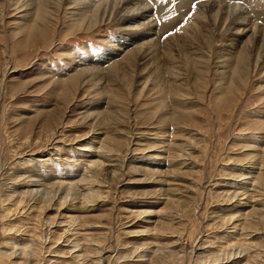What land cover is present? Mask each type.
<instances>
[{
	"label": "rangeland",
	"instance_id": "374dc122",
	"mask_svg": "<svg viewBox=\"0 0 264 264\" xmlns=\"http://www.w3.org/2000/svg\"><path fill=\"white\" fill-rule=\"evenodd\" d=\"M17 1L0 0V264H264V45L232 75L209 22L210 45L181 36L156 64L195 68L115 70L134 46L112 58L131 36L115 19L47 0L35 36ZM195 1L149 0L159 39ZM238 2L263 24L264 0Z\"/></svg>",
	"mask_w": 264,
	"mask_h": 264
},
{
	"label": "bare ground",
	"instance_id": "6f19581e",
	"mask_svg": "<svg viewBox=\"0 0 264 264\" xmlns=\"http://www.w3.org/2000/svg\"><path fill=\"white\" fill-rule=\"evenodd\" d=\"M26 1L25 3L20 2L21 4L18 5L16 9H19L23 7L24 5L31 7L32 20L34 19V23H33L34 26L32 27V29L34 30L35 36L40 35L38 33L41 32V30H43L42 29L43 27H41L42 22L43 21L45 22V18L47 17V16L45 17V15L49 14L47 10L49 7L48 1L47 0H29V2L27 3ZM79 1L80 2L85 1L82 3V5L84 4L85 5L83 7L80 6L81 10L82 9L85 10V14H83L82 17H79L81 19H79V21H77L76 23L79 22L82 25L84 22H86V27L90 28L99 22H102L104 20H110L111 18H113L116 20V24L119 27L122 26L121 30H125L128 32L131 31L130 32L131 36H128L130 37V39H128L130 41L129 44L126 38V41H121V43L127 44V46L126 47L124 46L121 51H120V47L119 48L117 47L118 49L112 53V58L114 56H120L122 51H124L129 46L134 45L132 48L129 47L130 49L128 51H125V53L123 52L120 59H118L116 63L113 62L115 70L122 69L123 71H128V68L130 69V67L136 65L137 61L138 62L139 61H144V62L149 61L156 65L158 64V62H161V60L164 59L165 54L170 59H173L174 53H173L172 46H171L173 43L172 44L170 43L174 41V43L176 42L175 45L180 46L177 42L181 43L183 40L182 37L186 38L185 40L187 41L188 35H190L193 38H195L197 34L201 36L205 35L208 38L207 45H210L211 44L210 39H209L210 36L208 34V31L204 30V28L207 26V23L209 22H212L215 25H217L218 30L220 26L227 25L226 31H224V33L225 35H226V32L228 34L225 36L224 42H227L226 47L229 48L227 49V51L230 52L229 54L226 53L227 54L226 56H229L230 63H231L229 64V66L233 68L231 72L232 75L234 74L241 75V70L245 67L246 58H248V57H245L246 52L249 55L253 51L252 54L255 55L254 57L256 59L255 60L256 62H257V57L259 59L261 57L259 50L264 45V19L262 20L260 19L261 22H263V24L262 23L258 24L259 18L258 19L254 18V16L251 15V11L244 4V2L240 3L238 2L239 0H200L201 2H198L197 0L196 2L194 0L196 2V4L194 5L195 9L192 11V14L189 13L190 12L189 11L188 12L189 14L187 13L186 15H183L182 20H179V22H177V24H179L178 29H176L177 24L175 26L172 25L171 28L169 26L163 27L165 31V32L163 31L164 34H168L171 32L170 34L165 36L163 39L161 38L159 39L158 35L154 31L153 27L156 26L157 20L152 18L153 16L151 12L152 6L149 0H87V1L86 0H76V3L81 4ZM18 2L19 0L16 2V4ZM74 3L75 2H73V4ZM186 17H188L187 20L185 19ZM174 27L176 30L174 29ZM176 34H178V37L182 36L181 38H179L180 41H178L177 39L178 37ZM162 35L160 37L164 36ZM210 35H211V32H210ZM173 36L174 37L176 36V38H174ZM180 49H183V48H179L176 50L182 52ZM116 52L118 53L116 54ZM189 53L187 51H184L181 53V57L184 58L182 65L183 66L186 65L188 69L190 64H192L193 68H195L196 60H195V57L193 56H195L197 52L195 53L194 51L193 52L191 51L192 54H189ZM242 53H244V55ZM167 56L165 57V61L163 60L164 62L168 61ZM223 56H225V54ZM182 65L180 67L171 65L173 66L172 69L169 68L168 65H167L168 67L156 65V69H157L156 71H158L156 75L157 77H162L163 75L165 76V73H166L168 76L175 75L177 77L178 74L175 71H178V68L182 69ZM99 67L95 69H91V68L82 69L77 74L72 76L70 81L68 82H71V84L75 88L80 83L79 75H81L82 73L85 75L84 71H89V70L90 71L93 70L94 72L98 71ZM162 67H164V69H161ZM168 86H166L169 88L168 92L172 90L173 87H175L174 84H169ZM92 164L96 165V167H99L101 170L102 162L93 161ZM99 172L100 171L97 172V170H93L90 175V179L94 181H98ZM261 180L264 181L263 178Z\"/></svg>",
	"mask_w": 264,
	"mask_h": 264
}]
</instances>
